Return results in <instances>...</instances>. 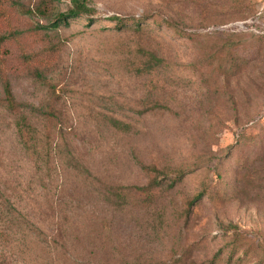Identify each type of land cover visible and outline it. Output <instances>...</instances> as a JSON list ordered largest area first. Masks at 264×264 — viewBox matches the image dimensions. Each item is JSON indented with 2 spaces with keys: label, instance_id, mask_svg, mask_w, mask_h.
<instances>
[{
  "label": "rangeland",
  "instance_id": "374dc122",
  "mask_svg": "<svg viewBox=\"0 0 264 264\" xmlns=\"http://www.w3.org/2000/svg\"><path fill=\"white\" fill-rule=\"evenodd\" d=\"M16 1L41 13L0 3V220L7 204L29 224L0 231V264H264V0H88L92 22L56 30L70 0ZM238 33L252 46L230 60Z\"/></svg>",
  "mask_w": 264,
  "mask_h": 264
},
{
  "label": "trees",
  "instance_id": "16d2710c",
  "mask_svg": "<svg viewBox=\"0 0 264 264\" xmlns=\"http://www.w3.org/2000/svg\"><path fill=\"white\" fill-rule=\"evenodd\" d=\"M2 0H0L1 3ZM71 1V7L70 9L65 12V13H60L57 15L56 19L53 21H50V23L46 26L40 27L41 29L44 30H56L57 28L61 26H69L70 25V20L77 18V17H82L85 16L87 17L90 22L94 18V11L95 9L89 4L88 0H70ZM228 3L227 9L228 10H233V14L236 13H244L247 12L248 14L253 10V5L251 6L249 3V0H226ZM247 2L249 5H247ZM8 3L10 6H18L19 10L28 15H33V14H39L41 13V8L36 7L35 9H25V7L20 3V1L16 0H8ZM111 19L117 20L119 24H121L122 18L118 16L111 17ZM137 28L140 27V23H133L131 24ZM173 26V24H172ZM15 34L11 35H0V47L7 41L9 40L10 37H14ZM242 36H246L245 34H230L228 35V38L225 40V42L222 43L220 47V51L225 50L226 51V58L232 60V56L234 53V50L238 47H240L243 44L248 43V41L243 40ZM252 38L254 37L252 34H250ZM254 41V39H252ZM248 46L251 47L252 43H248ZM164 62L163 59L156 57L153 54H150V59L148 62V67L145 71H151L153 68L158 67ZM220 68L224 71V74H228L232 70V65H220ZM144 71V72H145ZM139 72H143L140 70ZM1 102V101H0ZM2 106L9 111L10 113H18L20 112L25 105L18 104L15 100L12 87L9 81L4 80L3 82V99H2ZM32 112H38L37 109L32 108ZM44 115H47V113H41ZM112 125L115 126L118 130L124 131V132H130L132 130V127L128 124L122 123L120 121L112 120L111 121ZM14 132L15 136L18 140L19 145L21 146L22 150L27 154V155H32L35 152H37V148L39 145L40 140L39 138V133L37 129L31 124L29 121L28 117L26 115H19L14 121ZM144 169L148 170L150 167H144ZM184 171H178V181L182 179ZM176 179V180H177ZM139 190L144 191L146 188L141 187ZM201 197V195L199 196ZM198 197V198H199ZM11 207L7 208V204L4 205V218L3 220L1 219L0 222L2 221V227L0 228V231H2L3 237H5L7 240H10V236L12 235L14 231V227H19L26 224H29L28 220L24 218L18 211L12 210L9 211ZM3 229V230H1ZM219 256L216 255L211 259L208 264H219Z\"/></svg>",
  "mask_w": 264,
  "mask_h": 264
}]
</instances>
